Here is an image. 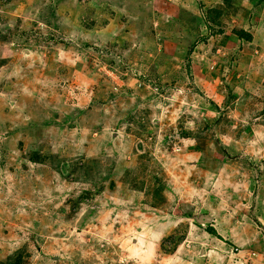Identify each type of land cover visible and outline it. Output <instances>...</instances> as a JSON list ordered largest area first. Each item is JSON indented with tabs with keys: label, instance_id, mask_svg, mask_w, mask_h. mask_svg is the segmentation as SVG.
I'll list each match as a JSON object with an SVG mask.
<instances>
[{
	"label": "rangeland",
	"instance_id": "rangeland-1",
	"mask_svg": "<svg viewBox=\"0 0 264 264\" xmlns=\"http://www.w3.org/2000/svg\"><path fill=\"white\" fill-rule=\"evenodd\" d=\"M0 264H264V0H0Z\"/></svg>",
	"mask_w": 264,
	"mask_h": 264
}]
</instances>
